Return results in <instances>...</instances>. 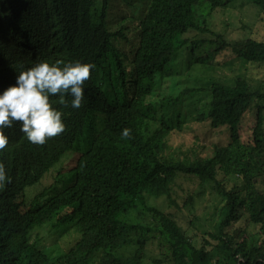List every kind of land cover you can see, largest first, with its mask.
Here are the masks:
<instances>
[{"label": "trees", "instance_id": "trees-1", "mask_svg": "<svg viewBox=\"0 0 264 264\" xmlns=\"http://www.w3.org/2000/svg\"><path fill=\"white\" fill-rule=\"evenodd\" d=\"M103 1L97 13L101 23L87 18L84 34H98L104 40L78 51L77 56L100 58L103 80L108 86L116 80L117 94L129 91L139 80H153L156 73L163 82L169 69H161L164 63L158 56L167 61L173 53L189 47L186 45H190L195 65L210 71L224 53L245 63L264 62V40L226 41L209 31L206 24V18L235 1L249 2L260 15L264 0H139L147 1L144 16L138 19L136 29L125 26L122 31L137 33L140 50L134 59L157 56L158 61L134 64L128 70L124 65L127 54L112 43L114 38H123L122 32L102 29V17L106 16ZM69 2L86 10L92 6L89 0H0V16H9L7 22L25 17L31 36L36 37L44 29L43 14L36 3L46 8ZM125 18L123 22L131 20ZM109 70L111 73L106 72ZM96 71L100 69H92L91 77ZM207 82L205 86L183 88L176 98H164L162 106L177 108L181 100L178 113L192 108L195 116L191 120L227 130L224 145L208 148L192 140L167 153V139L174 130L189 127L184 113L173 121L164 115L166 119L158 124L149 113L150 105L132 104L126 93L118 99L95 87L90 88L97 100L94 106L107 115L94 138L93 148L102 158L91 156L83 161L72 185L51 187L53 183L45 184V174L59 163L61 154L77 146L74 125L78 122L83 128L87 111L76 117L77 122L66 124L68 133L60 142L27 152L18 139L16 159H2L11 181L0 187V264H144L146 259L149 264H264V114L263 107L256 104L264 100V94L243 77L226 84L211 75ZM201 103L203 110L199 112ZM254 107V124L243 140L241 120ZM124 128L131 129L130 138L121 137ZM183 177L204 187L195 194L187 192L179 206L173 198V186ZM31 187L36 188L26 201L25 190ZM207 188L222 204L211 230L201 237L194 234L191 221L182 229L172 214L148 202L164 198L176 210L193 207ZM242 217L252 230L241 226ZM57 227L66 231L55 237L52 230ZM47 232L52 236L51 248L41 243ZM65 243L71 246L63 248ZM149 245H154L158 257L148 258Z\"/></svg>", "mask_w": 264, "mask_h": 264}, {"label": "clouds", "instance_id": "clouds-1", "mask_svg": "<svg viewBox=\"0 0 264 264\" xmlns=\"http://www.w3.org/2000/svg\"><path fill=\"white\" fill-rule=\"evenodd\" d=\"M89 1L93 2L89 10L81 8L75 2L46 8L36 3L42 11L44 24L43 31L36 37L31 36L25 17L22 16L21 21L7 22L9 16H0V187L11 181V177L5 173L2 159L9 161L16 159L18 139L25 144L27 152L51 145V142H60L68 133L66 124L71 120L77 122L76 117L84 111H87V115L83 128L78 122L74 125L78 135L77 146L61 154L59 163L45 176H52L54 179L49 182L53 183L51 187L57 186L60 189L68 187L74 183L75 172L83 161L91 156L98 160L102 158L94 149V138L102 130L107 115L94 106L97 100L90 88H98L118 99H123L126 93L132 99V104L147 107L150 105L149 113L154 115L158 124L162 119H166L164 115L168 114L173 121L181 114L176 111L183 106L181 100L177 108L162 106L164 98H176L179 91H183V88L176 90L178 87L176 78L181 74L178 75L177 70L180 62L175 61V58L180 50L173 53L167 61H162L158 56L164 63L161 69H169V75L165 77L167 80L163 78V82H159L156 73L153 80H139L132 89L122 91L120 94L114 92L117 89L114 84L116 80L113 79L111 86L103 80L105 70L99 64L100 58L94 55L77 56L78 51L90 49L104 40L98 34H84L87 18L101 23L99 20L101 15L97 13L104 4L103 0ZM109 1L106 0L105 3L106 16L102 17V29L107 33L122 32L123 38H114L112 43L120 53L127 54L124 61L126 69L134 64L144 65L147 62L158 61L157 56L134 59V54L140 50L137 33L134 30L132 40L131 32H126L125 29L122 31V27L133 26L131 20L123 24L126 18H122L119 29L109 26L107 13ZM131 15L129 14V17ZM88 42H91V45H88ZM123 44H130L133 49L126 51L122 47ZM191 61V65L183 66L184 70H189L195 62L192 58ZM96 67L100 71H96L91 77L92 69ZM106 72L111 73L110 70ZM89 108L97 110L90 111ZM176 133L180 132L174 130L173 134ZM120 135L123 138H130L131 129H122ZM170 141L169 137L167 142L170 149L167 153L174 150ZM76 154L78 158L74 166L69 167V160ZM87 161L93 162L92 159Z\"/></svg>", "mask_w": 264, "mask_h": 264}, {"label": "rangeland", "instance_id": "rangeland-1", "mask_svg": "<svg viewBox=\"0 0 264 264\" xmlns=\"http://www.w3.org/2000/svg\"><path fill=\"white\" fill-rule=\"evenodd\" d=\"M147 1L136 2L134 0H129L125 3L124 0H110L108 2L107 13H108V24L113 28L119 29L122 23V18H130L129 14L135 15V19L132 18L130 23L133 26L138 24V19H140L145 13ZM207 19L208 30L220 34L226 41H236L243 38H251L256 41L264 40V13H258L254 5L250 4L247 1H235L229 3L226 7L223 8L222 12L214 13ZM124 22L123 24H125ZM130 34V38L132 39ZM134 40V36L133 39ZM188 48L181 49L175 58V61L178 60L180 64L177 66L178 75L181 76L176 78L178 87L176 90L189 87H201L208 84L207 80L212 75V79L221 83H232L234 78L243 77L250 86L264 94V62L260 63H245L241 62L239 59L224 53L223 55L218 56L220 60L219 64L213 68L211 71L205 69L207 67H197L193 63L190 66L189 70H184L183 66H188L192 64L190 45ZM122 47L126 51H131L133 46L130 44H123ZM205 49V46H203ZM194 55L196 52L194 51ZM174 62V61H173ZM186 72V76H185ZM213 73V74H212ZM183 74V76H182ZM164 80H167L166 78ZM204 81V82H203ZM206 100L204 99L203 103ZM201 103L197 111L201 112L203 110ZM263 107L264 114V100L258 101L256 103ZM196 105L197 104H192ZM255 108L251 109L249 113L247 112L242 122L241 128V137L243 140H246L249 134L251 126L254 124V113ZM184 110V111H183ZM180 112L184 113L187 117L186 125L189 127L185 129V126L182 127L180 133L173 134L170 136V144L173 146L172 149L182 148L184 145L187 146L192 140L198 141L202 145L208 146V148L214 145H224L228 142V133L224 128L211 129L209 124L206 121L200 120H191L192 116H195L194 110L192 108L181 109ZM192 114V115H191ZM188 148V147H187ZM171 153V151H170ZM78 155H74L68 162V166H74ZM52 176L47 177L46 182L49 184ZM37 187V186H36ZM36 187L27 188L25 190V199L29 200L30 193ZM204 185L200 186L197 181L190 182L184 177L179 179V184L173 186V198L177 205H181V197L185 196L187 192L195 194L202 191ZM149 204L160 209L166 214H172L176 221L179 223L182 229H186L189 221H191L192 230L197 237H201L202 234L211 230L213 223L215 222L218 214V208L222 204V201L213 194H209V189L207 188V193H205L200 199L195 200L193 207H186L179 210L169 207L164 198L158 199H149ZM247 225V226H246ZM241 226H246L248 230H252V226L246 223L244 217L241 219ZM52 231H55V237L61 235L62 231H66L65 228H56ZM37 231L35 230V233ZM46 233V232H45ZM48 236H45L41 240V243L46 246V248H51V233ZM69 233H72L71 231ZM68 234V233H67ZM34 236L32 239L34 240ZM63 248L70 247L71 244H61ZM51 246V247H50ZM148 258L158 257V251H156L154 245H149L147 250ZM149 260L146 259L144 264H149Z\"/></svg>", "mask_w": 264, "mask_h": 264}]
</instances>
